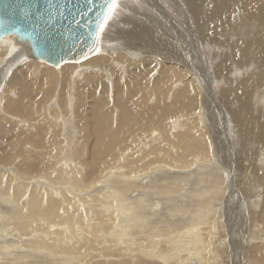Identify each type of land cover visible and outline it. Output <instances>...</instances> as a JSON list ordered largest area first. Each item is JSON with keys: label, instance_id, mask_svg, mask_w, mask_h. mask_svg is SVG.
Here are the masks:
<instances>
[{"label": "bare ground", "instance_id": "1", "mask_svg": "<svg viewBox=\"0 0 264 264\" xmlns=\"http://www.w3.org/2000/svg\"><path fill=\"white\" fill-rule=\"evenodd\" d=\"M125 1L149 14L109 22L104 46L117 47L80 61L53 65L0 38V114L14 116H0V264H221L227 233L242 247L249 223L261 228L247 256L264 264V0ZM198 44L213 51L208 82L226 83L212 107L230 116L223 159L248 195L211 165ZM227 188L235 199L220 205ZM11 230L20 239L6 241ZM141 236L156 244L133 249Z\"/></svg>", "mask_w": 264, "mask_h": 264}, {"label": "water", "instance_id": "2", "mask_svg": "<svg viewBox=\"0 0 264 264\" xmlns=\"http://www.w3.org/2000/svg\"><path fill=\"white\" fill-rule=\"evenodd\" d=\"M104 13L105 0H0V38L15 35L53 65L79 61L94 53Z\"/></svg>", "mask_w": 264, "mask_h": 264}, {"label": "rangeland", "instance_id": "3", "mask_svg": "<svg viewBox=\"0 0 264 264\" xmlns=\"http://www.w3.org/2000/svg\"><path fill=\"white\" fill-rule=\"evenodd\" d=\"M124 2H126L125 0H119V6H118V8H117V10H116V13H115V16L111 19V20H109L108 21V23L110 22H120V23H123V27L124 28H126V27H128V25L126 24V23H124V22H122L123 21V19L124 18H127V17H133L134 16V13H131V9L132 10H135L137 13L139 12L140 13V11H141V13L140 14H142V15H148L149 14V12H145V11H147V10H145L144 9V11H143V9L141 10V8H139V7H135L134 5H130V7H128V9H127V7H125V5H123L124 4ZM123 3V4H122ZM122 4V5H121ZM145 5V4H144ZM127 6V5H126ZM124 7V8H123ZM134 7V8H133ZM124 9V11H119L118 9ZM120 9V10H121ZM138 9V10H137ZM139 9H140V11H139ZM126 11H127V13H126ZM128 11H130V12H128ZM144 13H143V12ZM124 12V14H122ZM119 13V14H118ZM117 14V15H116ZM127 14H128V16H127ZM131 15H133V16H131ZM121 16H123V17H121ZM118 18H121V19H118ZM116 20V21H115ZM108 23H107V26H108ZM248 22H246V23H244L243 24V26H248ZM125 25V26H124ZM127 25V26H126ZM101 26H103V25H101ZM107 26H103L104 27V30H103V32H101L100 31V28H99V31H98V33H97V47H96V49H95V51L94 52H96L97 50V53L98 52H100V51H102L103 52V50H101V49H111L112 47L113 48H115V47H117V46H112V47H107V46H104V43L107 41V39H106V37H105V34H106V36L108 37V35H110L108 32H106V29H107ZM10 35V34H9ZM12 35V34H11ZM6 36V35H5ZM236 38V39H233V38ZM233 38H231L230 37V39H229V41H231L232 43H233V41H236L239 37H236V36H234ZM12 39H13V41L15 42H13L14 44L13 45H15V46H18L16 49H25V48H28V49H31V47H30V45H29V43H27V42H24V41H19L17 38H16V36L15 35H13L12 36ZM232 39H233V41H232ZM8 40H10V39H8ZM24 45V46H23ZM26 46V47H25ZM25 47V48H24ZM112 48V49H113ZM120 49V48H119ZM120 50H122V49H120ZM197 50H200V51H197ZM189 51V53H190V57L193 59V60H195V62L196 63H193V65H192V68L191 69H193V70H196V73L198 74V77H197V79H198V81L200 82V84H201V82H202V85H201V91L202 92H204V94H205V97H206V101L207 102H204V105H202V106H200L199 107V109H201V111H199V118H200V123H201V126H202V130H204V132L207 134V137L209 138V143H210V148H211V153L213 154V157H214V160H212L213 161V163L211 164V165H216L217 163V165L216 166H220V167H222V172H223V174H224V177H225V180H224V182L226 183V182H228V177H227V174H226V170L225 169H229V170H231L229 167H231L232 168V180H233V184L235 185V189H237V192L239 191H241L242 192V190H245L246 191V195H248L249 194V190H248V188H252V186L250 185V182L247 180V181H245L244 183L241 181V183H242V185H244L243 186V188H241V186H239L238 185V183H237V181H236V179H235V177H234V171H236V165L234 164V162L232 161V156H228V158L226 159V158H224L223 159V152H224V148L226 147V148H231L232 146H234L235 144H236V137H233L234 136V134L232 133V128H231V121H230V116H229V114L228 113H226V111H224V110H222V108H216V107H212V100L213 99H215V97H217V95H218V93H219V90L220 89H222L223 87H225L226 86V83H224V82H219V83H217L219 80H217V81H214L213 79L214 78H211L212 80H210L209 82H208V75H209V66H208V60L209 59H207V58H211V57H214V55H212L213 54V51H212V49H202V46L200 45V44H198L197 46H196V49H189L188 50ZM194 51V52H193ZM195 51H196V53H195ZM204 51H205V53H204ZM97 53H95V54H97ZM200 53H202V54H200ZM198 55V56H197ZM201 56V58H199L198 59V57H200ZM211 56V57H210ZM30 58H34V57H30ZM34 59H36V58H34ZM203 59V60H202ZM80 61V60H79ZM65 63V62H64ZM63 64V63H62ZM75 64V63H74ZM53 66V65H52ZM60 66V65H59ZM59 66H54V67H56V70H57V68L59 67ZM6 70H7V68H6ZM14 70L15 69H12L11 70V72H14ZM9 72V71H8ZM189 74H190V72H189ZM73 75H74V73H73ZM72 75V76H73ZM9 76H12V73H9V74H7L6 75V72H5V78H8ZM233 77L234 78H238V75L236 74V75H233ZM35 78H37V77H35ZM216 80V79H215ZM211 82V83H210ZM57 85H59V84H57ZM211 85H212V87H211ZM222 85V86H221ZM203 88V89H202ZM14 89L16 90V92H19V88L18 87H14ZM14 89H12L11 91H10V94H12L13 92H14ZM7 90L9 91V88H7ZM204 90V91H203ZM206 90V91H205ZM206 92V93H205ZM53 95H56V93L55 94H53ZM52 95V96H53ZM209 95V96H208ZM213 95V96H212ZM50 97V99H48V101L46 102V104L45 105H47V106H44L45 108H44V110H47V111H50V110H48L49 108H51V106H49V105H52V104H54L53 103V101L56 99V97H57V95L56 96H53V97ZM207 96H208V98H207ZM201 97H202V95H201ZM52 98V99H51ZM52 101V102H51ZM57 101V104H58V100H56ZM52 106H55V105H52ZM213 106H215V105H213ZM57 107V106H56ZM56 107H52V109L51 110H56V112L57 113H59L58 112V108H56ZM56 108V109H55ZM204 108V109H203ZM219 109V110H218ZM208 110V111H207ZM59 111H60V109H59ZM0 116H3V117H5V118H12V117H14L11 113H9V112H7V116H5V115H1L0 114ZM206 118H205V117ZM208 118H210L209 120H208ZM204 119V120H203ZM227 119V120H226ZM209 122H211V124L209 123ZM216 122H221V125L223 126L222 127V129H220L219 130V135H218V137L221 135V137H219V139H218V137L217 136H215L214 134L215 133H217L218 132V126H217V124L215 125L214 123H216ZM207 123V124H206ZM210 124V125H209ZM212 125V126H211ZM210 127H212V128H210ZM209 129H211V130H209ZM226 131H224V130ZM214 132V133H213ZM220 132H221V134H220ZM223 133V134H222ZM232 135V136H231ZM227 136H230L229 138L227 137ZM214 137V138H213ZM221 138V139H220ZM226 138H228V139H226ZM212 139V140H211ZM233 139V140H232ZM227 140V141H226ZM217 141V142H216ZM228 141H230V142H228ZM233 141V142H232ZM220 142V143H219ZM225 145H224V144ZM232 143V144H231ZM65 144V143H64ZM63 144V145H64ZM219 144V145H218ZM229 144V145H228ZM215 147H217L218 148V156L217 155H215ZM221 147V148H220ZM231 157V158H230ZM17 161H19V159H17ZM221 161H222V163H221ZM228 161V162H227ZM226 162V163H225ZM258 166H260L259 168H262V166H261V164H259ZM226 167V168H225ZM10 168V170H14V166L13 167H10V166H8V169ZM192 169H193V167H192ZM248 170H250V169H248ZM192 171V170H191ZM253 176H254V174H253ZM258 179H257V177H255V181H257ZM253 188H254V186H253ZM252 190H251V194H252ZM258 192V193H257ZM256 192V194H257V199H258V205H257V207L256 208H258L259 209V207L261 208V204H262V202H263V193L262 192H260V191H257ZM238 194V193H237ZM235 195H236V193H235ZM231 197V199H235L234 198V196L232 195H230L229 194V189L227 188L226 189V191H225V193H224V195H223V199H222V201H223V203L222 204H220V205H223L224 204V200L225 199H227L228 197ZM48 197H50V195H48V196H46L45 197V199L46 198H48ZM1 201V200H0ZM8 205H10V206H13L14 204L11 202V203H8ZM21 205H23L24 206V211H27L28 210V207H27V201H21ZM221 207V206H220ZM222 208H224V207H222ZM251 208H252V206H251ZM256 208H252L251 209V211H254V210H258V209H256ZM227 210V209H226ZM10 211H12V210H10ZM259 212H260V210H259ZM218 213H220L221 214V210H218ZM244 216L245 217H247V221H249L248 219L251 217L250 216V213H249V210H248V208H245L244 209ZM243 216V217H244ZM227 217V216H226ZM1 218V217H0ZM179 219H181V218H178L177 220H175V221H171V223H173V222H177ZM237 220H239V219H237ZM242 220H239V222H241ZM225 223V225H226V222H224ZM0 225H1V220H0ZM165 225L167 226L168 225V222L166 221V223H165ZM225 225H223V227L226 229V226ZM246 225V224H245ZM248 225V227L246 228V229H243V232L240 234V236H239V238L238 239H240V238H242L243 239V245H242V247H241V245H239L240 244V241H235L233 244H232V241H234L232 238H230V240L228 239V233H227V239H226V242H227V245H224L225 247V252L223 253V255H222V258H221V260H220V258H218L217 259V262L220 260L221 261V264H249V263H252V264H255V261H254V259H252V258H249V256H247L248 254V249H249V247L253 244H255V243H257L255 240L257 239V238H255L254 237V235L256 234V231H257V229H260L261 227V225L260 226H257L256 224L255 225H253V223H249V224H247ZM160 226V225H159ZM0 227H2V226H0ZM161 227V226H160ZM222 227V226H221ZM223 227H222V229H223ZM232 228H234V229H238V225L237 224H235V226L234 227H232ZM253 229V230H252ZM217 230V232L219 231V229L217 228L216 229ZM256 230V231H255ZM248 231V232H247ZM247 233V234H245V233ZM255 234H254V233ZM18 233V232H17ZM16 232H12V230L10 231V232H7L6 233V241H9V240H13V239H20V236H19V234H17ZM232 233V232H231ZM230 234V233H229ZM247 235V236H246ZM242 236H244V237H242ZM254 237V238H253ZM150 239L151 238H149V237H145V236H141V237H139L138 238V241L137 242H135V244H133L132 245V248L133 249H137L138 248V243H140V242H143V243H145L146 241H150ZM151 241H152V239H151ZM150 241V242H151ZM230 241V242H229ZM250 243H249V242ZM229 242V243H228ZM152 243V245H155L156 243L155 242H151ZM223 248V249H224ZM237 249V250H236ZM238 249H240V250H238ZM17 251H18V249L17 248H11L10 249V253H17ZM246 253V254H245ZM3 255H5V254H2V256ZM2 256H0V257H2ZM238 257V258H237ZM243 257V258H242ZM214 259V258H213ZM250 261V262H249ZM0 262H1V260H0ZM192 262V261H191ZM214 262H216V260L214 259ZM224 262V263H223ZM188 264H190V263H188Z\"/></svg>", "mask_w": 264, "mask_h": 264}, {"label": "snow or ice", "instance_id": "4", "mask_svg": "<svg viewBox=\"0 0 264 264\" xmlns=\"http://www.w3.org/2000/svg\"><path fill=\"white\" fill-rule=\"evenodd\" d=\"M118 6L119 0H105V13L101 19V24L103 26H107L108 21L115 16ZM103 26L98 25V27H100L101 32H103L104 30Z\"/></svg>", "mask_w": 264, "mask_h": 264}]
</instances>
